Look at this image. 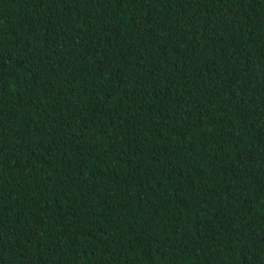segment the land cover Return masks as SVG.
Instances as JSON below:
<instances>
[{"label":"trees","instance_id":"1","mask_svg":"<svg viewBox=\"0 0 264 264\" xmlns=\"http://www.w3.org/2000/svg\"><path fill=\"white\" fill-rule=\"evenodd\" d=\"M0 264H264V0H0Z\"/></svg>","mask_w":264,"mask_h":264}]
</instances>
